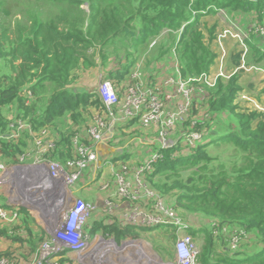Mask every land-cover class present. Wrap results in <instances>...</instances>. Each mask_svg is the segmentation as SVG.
Segmentation results:
<instances>
[{"label":"trees","instance_id":"1","mask_svg":"<svg viewBox=\"0 0 264 264\" xmlns=\"http://www.w3.org/2000/svg\"><path fill=\"white\" fill-rule=\"evenodd\" d=\"M6 1L0 0V7ZM37 1L53 3L59 8L58 13L49 20L35 19L30 28L21 30L16 41L10 37L11 27L5 25L0 28V57L12 65L10 67L5 62L0 71V157L9 165L20 162V156L27 152L33 139L28 130L23 131L19 138L9 137L11 123L19 118L28 120L36 133L48 130L55 143L43 154L48 161L65 165L77 156L74 142L77 134L80 142L95 145L88 130L95 115L106 117V106L97 91L78 89L69 84L73 83L75 70L97 65L95 55L98 52L95 50L98 47L101 48L103 66L109 61L108 66L111 58L118 59L120 63L116 69L108 70L105 76L119 91L121 84L131 82L133 69L152 39L168 29V37L161 41V56L169 54L174 59L176 54L182 78L196 77L210 72L218 57L213 47L217 41L218 25L208 26L202 17L219 8L231 14L254 11L257 15L255 24L262 21L264 13V0ZM83 5L90 7V13ZM4 11L10 14L12 6L8 4ZM58 22L69 24V30L59 28ZM171 32H180V35L172 36ZM251 42L257 61H264L259 36L253 34ZM242 54V50L231 53L232 67H226L228 74L233 73L229 78L221 77L216 86L206 88V100L200 116L204 112L206 115L192 125L191 118L199 111L195 102L193 114L182 123L185 130L205 131L204 141L200 140L195 146L178 141L172 148L160 150L162 157L155 161L146 176L147 181L168 197L185 217L197 214L213 222L205 235L206 249L200 254V264H264V113L257 110L236 112L234 99L242 89L238 84ZM17 55L21 60L18 66L14 65ZM46 83L55 84L47 100L46 95H39L31 102L29 96L22 93L29 86L27 88L32 94L37 95ZM160 87L165 88V85ZM119 95L123 93L119 91ZM40 101L42 103L38 104ZM226 110L233 115L226 120L229 123L221 120L222 112ZM10 112H14L15 119H11ZM215 116L221 125L213 132ZM137 120L139 118H134L131 122ZM207 137L212 138L208 141ZM221 142L226 146L224 151L230 150L231 153L224 152L225 156H222L210 150L209 146L218 149ZM184 146L190 148L186 155L182 154ZM129 158L124 153L113 157L112 161L128 162ZM19 205L20 212L15 220L19 218L20 225L15 226V220L4 227L0 224V234L10 237L14 243L28 244L31 257H36L39 244L49 235L46 228H36L28 219L33 214L31 207ZM0 207L10 212L14 210L6 203H0ZM90 227L88 221L86 228ZM102 227L113 233L116 239L129 237L134 240L139 239L140 230L147 229L118 224ZM151 228L155 230V227ZM224 230L256 238L255 248L249 250L250 244H241L245 247L242 250L217 252L215 239L226 238L221 234ZM195 232L191 231V234ZM13 254L8 249L0 252V257H8L13 262ZM57 261L59 264H71L70 255L60 256Z\"/></svg>","mask_w":264,"mask_h":264},{"label":"built area","instance_id":"2","mask_svg":"<svg viewBox=\"0 0 264 264\" xmlns=\"http://www.w3.org/2000/svg\"><path fill=\"white\" fill-rule=\"evenodd\" d=\"M221 11L224 12V10ZM230 22L233 23L232 20ZM250 27H253V30L263 39L264 46V13L262 21ZM237 28L239 29V27ZM155 43L156 41L152 42L151 46ZM247 51L248 48H245L242 54L243 62ZM139 67L140 64L136 66V70L131 74V82L122 96L119 95L112 81L107 78L100 80L96 91L101 96L107 113L105 118L102 115L95 117L96 126H91L89 136L95 141L94 144L107 142L114 135V128L118 122L138 117L143 127L152 125L160 127L158 138L160 149L156 148V152L151 159L145 165L134 170L133 179L136 185L134 190L129 181L130 171H132L129 167V161H117L116 166H114L112 160L105 161V164H110L113 170H117L115 181L119 191L105 198L104 211L101 213L96 212V218L117 215L119 225L122 227L133 225L150 230L151 227L160 226L166 227L165 229L168 230L172 229L171 231L176 233L177 238L172 248L176 264H198L199 249L193 236L189 232L180 235L187 229L190 231L191 224L186 222L179 214L178 209L168 197L155 192L156 190L152 191L146 184L145 179L147 172L153 169L155 161L162 157L160 150L172 148L178 141L195 146L197 142L203 140L205 136V131L203 130H187L183 132L179 140L172 139L170 133L179 124L190 118L191 114H193L192 110L195 102L198 104L199 111L197 114H201L204 107L203 102L206 100V91L199 84L213 86L218 77L229 78L233 73L228 74L226 72L225 74L221 70L215 79L207 72L197 77L182 78L179 70H177L178 76L169 77L164 82L165 88H147L142 85L143 81ZM240 67H243V63ZM171 87L173 88L172 93L169 92ZM26 92L28 95H32L31 90L26 89ZM198 115L193 114L191 118L193 126L200 121ZM107 117L108 121L106 120ZM11 129L9 137L14 139L19 138L25 130L34 135L36 160L35 164L27 162V159L33 155L31 151H27L20 156L18 164L0 163V195L4 196L5 191L8 190L9 193L12 192L14 194L16 200L12 197L11 200L7 201L8 205L14 208L12 212L0 207V218L6 221L15 220L18 212H20L19 204L30 206L33 211L37 210L41 220L47 217L45 228H47L49 238L42 244L40 257L35 264H59L55 260L60 256L67 257L71 252L83 253L82 255L88 254L94 248L89 249V246L95 240L99 241L97 243L110 241L115 244L118 242L116 237L115 239L107 240L102 235H91L86 225L89 217L93 214L92 212L97 211V206L92 202H85L72 192V188L83 178L84 174V178L89 175L87 174L88 170L92 173L94 168L93 175L89 177L96 180V169L101 165L96 145L88 146L80 142V137L77 134L74 142L78 155L69 159L65 165H62L57 162L47 161L42 157L47 150L55 145L54 140L49 137L47 129H42L39 133H35L31 123L26 122L22 118L13 121ZM37 182H42L43 184L37 187L35 186ZM110 184L111 182L104 180L103 189H108ZM117 194L124 202H120V204L114 203L112 195ZM71 195L76 198H72ZM41 196L44 200H46L44 196L49 198L46 201L47 204L40 200L42 199ZM139 227H136V229L140 230ZM241 234L234 232L231 237L232 249H236L239 245L243 237ZM133 241L135 240L130 238L125 240L120 248H127L125 246L127 242H131L130 246L137 247L138 240L134 243ZM64 252L67 254L65 255ZM0 264H13V262L8 257L3 256L0 257Z\"/></svg>","mask_w":264,"mask_h":264},{"label":"rangeland","instance_id":"3","mask_svg":"<svg viewBox=\"0 0 264 264\" xmlns=\"http://www.w3.org/2000/svg\"><path fill=\"white\" fill-rule=\"evenodd\" d=\"M8 4H10L12 6V12L10 14L5 13V11H4V7L7 6ZM83 7L87 11V13L88 12L90 13V7L88 5H83ZM221 10H224V9L219 8V9H217L216 12H213L208 16L205 15L204 17H202L203 20H206L208 26L213 25L214 23H216L218 25L217 41H215V43H213V47L217 51L218 57H217V61H216L215 65L212 67L210 72H207V73L211 74L213 79L216 78V76L218 75V73L221 70H223L226 74V67L228 69H231V67H232L231 62H230L231 53L236 52V51H241V50L244 53L245 48H248V51L244 56V62L242 60L243 67H240L239 69H241V70L238 71L239 76H240L239 80H238V84L240 86H242V89L239 91L237 97H235V99H234V106L236 107V112H238V113H242V112L248 113L250 111H256V110L264 113V61H262V62L257 61V59H256L257 55H255V52L252 49V42H251L252 35L253 34L258 35L257 32H255V30H253V27L249 26L248 27L249 29L247 28V25L253 24L255 22L257 15L255 14L254 11H251V12H243L242 11V12H239L237 14H234V13L231 14L226 10H224V12H222ZM58 11H59V8L51 2H43V1H37V0H7L5 5L0 7V28L2 26H5V25L11 27V32L9 33L10 37L14 41H16V40H19V38H20L21 30H25V29L30 28L35 19H37V20H49L52 17H54L58 13ZM74 13L75 12L72 11V14H74ZM229 20H232L233 23H231ZM246 23H248V24L246 25ZM58 27L62 28V29L67 28L68 30L70 28L69 24L61 23V22H58ZM237 27H239V29ZM205 31H207V30L205 29ZM169 33L170 32L168 29H164L163 32L159 36L154 37L150 44H152V42H154V41H156V43L153 46L150 45L147 49H145V53L143 52L141 54L140 60L136 64V66L138 64H140L139 68L141 71V78L143 81V84H142L143 87H147V88H153L154 86L160 87V86L164 85V82L169 77H172V76L177 77L178 76L177 75V66L179 65V60H178L177 55L174 53L175 54L174 59H172V57H170L169 54L164 55V57L161 56V54H162L161 41L163 39H166L168 37ZM171 34H172V36L180 35V32H171ZM236 35H239V36H236ZM259 38L262 41L261 48H262V50H264L263 39L260 36H259ZM248 41H250V44ZM110 48L111 47L109 45L108 49H110ZM100 49L101 48L98 47L95 50L96 52H98V54L95 55L97 65L95 67L75 70V72L73 73V75H74L73 83L69 84V85H71L72 87L78 88V89H89L92 91H96V88H98L100 80L102 78L103 79L105 78L108 70L116 69L117 67L120 66V63H119L118 59H116V58L115 59L111 58L110 64L107 66V64L109 62L108 61L106 66H103L101 64L102 60L100 57V55H101ZM91 52H93V50H91ZM5 62L7 64H10V67H12L11 63L7 59L0 57V71L3 69ZM123 62H124V60H123ZM14 65H16V66L21 65V60L19 59V55H17V58L14 61ZM175 67H176V70H175ZM135 70H136V67L133 69V72ZM221 77L224 78L223 76H221ZM221 77H218L216 79V82L213 86H210L208 84H199V85L204 89V91H206L207 87L216 86L218 79ZM260 80H261V82H260ZM27 87H29V86H26L25 90L22 93L25 96H29V100L32 102V101H35L39 95H46L45 99L47 100L49 92L52 91L53 89H55V84L46 83V86L37 95H33V94L28 95L26 92V89H28ZM161 90H163V89L161 88ZM119 91H121V93L124 92V91H122V89ZM119 91H118V93H119ZM169 92H171V93L173 92L172 87L170 88ZM40 103H42V102L41 101L38 102V104H40ZM168 109H170V108H168ZM14 112L9 113V116L11 117L12 120L15 119L13 117ZM222 113H223V115H222L221 120L229 123L226 120H229L230 117L233 116L231 114V112L226 110ZM205 115H206V112H204V114L201 116L199 114L198 117L201 120ZM25 121L29 123L28 120H25ZM95 122H96L95 118H93L91 125L96 126ZM138 122H136V124L132 126L134 128L133 130H130L128 128H125V129L120 128L119 127L120 125L123 126L125 124L119 125V122H118L114 128V135L107 142H105V144H107V145L112 144L113 148H115L116 153L113 155L114 157L120 156L124 153H127L128 156L130 157L127 161H129V167L132 169V171H130L131 174H130L129 181H130V184H131L133 190L136 188L135 180L133 179L134 170L138 167H141L142 165H145L151 159V157L156 152V147H157V149H160V141L158 140L159 134H160V127L156 126V125H152L150 127H143L142 125H140V122L139 123ZM219 125H221V124L217 123V116H215L214 123L212 126L213 132L217 128L219 129V127H220ZM185 129L186 128L183 126V124L182 125L179 124V126H177L176 128H174V130L171 131L170 137L172 139H175V140L178 139L179 140L182 137L183 132L187 131ZM88 134H89V130H88ZM215 135H217V134H214L213 136H215ZM30 136L33 137V139L31 140V141H33V143L29 140L30 145H29V148L27 151H31L33 153V155L31 157H29L30 160L27 159V162L35 164L36 146H35V142H34V135L30 134ZM212 137H210V138H212ZM210 138L207 137L206 140L208 139V141H209ZM203 141H204V139H203ZM209 148L213 153H220L222 156H225L224 152L231 153L230 150L224 151V149H226V146L222 142L220 143V146L218 147V149L213 147V146H209ZM189 149L190 148L188 146H184L182 154L186 155L189 152ZM106 154H109V152H105L104 155H101V154L99 155V156H101L100 157L101 167H97V169H96V171H97L96 172V181H92L91 186H89L87 188V190H89V191L95 190L96 193H100V191H102V194H105V195L116 194L119 191L117 184H116V181H115V173L117 172V170H113V167L110 164H105L106 160H112V158H108L106 156ZM222 159H225V157H222ZM0 163H6V162H4V159H2V157H0ZM113 164H114V166H116V162H113ZM93 173H94V168H93L92 173L89 172V170L87 172V174H89V175H91V174L93 175ZM84 176H85V174H84ZM84 176L77 183L86 180V177L84 178ZM104 179H108L111 181V184L109 185L108 189H103V187H102L104 185ZM145 182L152 191L156 190L147 181V179H145ZM41 184H43V183L37 182L35 184V186L38 187ZM84 189H86V188H84ZM155 192L161 194L157 190ZM10 193L8 190H6L4 196L1 195L2 198H0V203L8 204L7 201L11 200L12 197L15 200L14 194L12 192H10ZM78 195H79L78 193L75 194V196H78ZM75 196L71 195L72 198H76ZM44 197L46 198V200H44V199H40V200H43L46 203V201L49 200V198L47 196H44ZM84 201L90 202V201H86V200H84ZM174 201H175V199H174ZM114 203L115 204L119 203V199L118 198L115 199ZM171 203L174 204L172 201H171ZM22 207H24V205ZM113 207L115 208V206H113ZM31 210H32V208H31ZM178 210L180 212L179 214L185 219V221L189 222L191 224V231H196L192 235H193V239H194V241L197 244L198 249H199V254L197 257V263L200 264V262H199L200 254L205 252V249H206L205 248V235H207L208 234L207 232H209V226L210 225H211V227L213 226V224H212L213 222L211 220H206L197 214H192V215H188L187 217H185L184 214L182 213V211L180 209H178ZM103 211H104V208L99 209L97 207V211L92 212L93 214L89 217L88 221L91 219V217H94L93 215L96 212L101 213ZM33 214H34L35 218L32 216V219L36 220V221L32 220L33 224H35L36 228L44 229L45 220H47V217H44V220L43 219L41 220V218L39 217V215L37 213V210L33 211ZM10 222L11 221H9V220H7V221L6 220L2 221V219L0 220V224L3 227L6 226L7 224H10ZM15 222H16L15 226H18L21 223V222H19V218L17 220H15ZM114 224L119 225L120 223H114ZM162 228L163 227L158 226V227H155V230L160 231V230H162ZM169 229H171V228L169 227ZM200 229H203L204 231H201ZM147 230H149V229L140 230V232L145 233V232H147ZM171 230L163 231V233H161V237H159V238H156L158 235H151L149 237H144L143 239H146L150 242L147 245V249L151 250L152 248L153 249L158 248L159 251H163V252H168V251L172 250L177 238L175 236V232H173ZM46 231H47V228H46ZM107 232L108 231H106L104 229L101 232V235L107 240L115 239V237L113 235L107 234ZM153 232H155V231H153ZM185 232H190V231L187 229V230H185ZM215 232L220 233V231L219 230L217 231L216 229H215ZM19 233L22 236L24 235L23 232L19 231ZM47 234H48V231H47ZM221 234H224L226 236V238L225 237L224 238L223 237H220V238L217 237L215 239V243H214L215 250H217V252H224L225 250L231 251V249H232L231 237L234 235V232L231 230L226 232L224 230V232L222 231ZM91 235L93 236L92 233H91ZM241 235L243 236V234H241ZM24 238H26V237H24ZM130 239L134 240V238H130ZM136 240H138V239H136ZM255 241H256V238H252V236H250V235H244L242 237L239 245L236 247V249H232V250L233 251L242 250L245 248L243 246L245 244H250L249 250H252L255 248V246H254ZM44 242H45V240H43L39 244L37 256L31 257L30 248H29L28 244H26V243L25 244L14 243L13 241H11L10 237L7 238V237L2 236L0 234V252H6L8 249L10 251H13L14 252L13 257H12L13 258V264H35L37 259H39V257H40L41 246ZM95 244L96 245L94 246L92 251H90L88 254H85L87 256L90 254L89 259H92V260L95 258H98V257H103L105 254L111 255L110 252L117 251L114 248H108L106 246V245L110 246L109 242L106 244L103 242H100V243L95 242ZM115 244L117 245V248H119L122 245L120 240H118V242H116ZM115 244H113V245H115ZM130 244H131V242L126 243L125 246H127L128 249L124 250L126 254H124L123 256H127L126 258H134V256H138V257H140V260H141V263L139 262V264H142V262L149 257V255H148L149 252H147L148 253L147 254L145 252L146 249H143V248H141V246H138V245H137V247H131L130 248L129 247ZM241 244H243V245L241 246ZM95 248H97V249L95 250ZM81 254H83V253H81ZM113 254H115V253H113ZM81 258L82 257L79 254H76V252L70 253L71 264H79L78 260L80 259V261H81Z\"/></svg>","mask_w":264,"mask_h":264},{"label":"crops","instance_id":"4","mask_svg":"<svg viewBox=\"0 0 264 264\" xmlns=\"http://www.w3.org/2000/svg\"><path fill=\"white\" fill-rule=\"evenodd\" d=\"M260 48H261V46H260ZM175 70H176V67H175ZM260 82H261V80H260ZM128 85L129 84H121L120 87H121L122 91H125V89H126V87ZM132 120L133 119H130L128 121H120L119 125L120 124H125V125H123V126L120 125L119 127L122 128V129L128 128L130 130H133L134 128L132 126L135 125L136 122H138V120L135 121V122H131ZM130 122H131V124H130ZM95 145H96V148L98 150L99 155L100 154L104 155L105 152H109V154H106V156L108 158H113L114 157L113 155L116 153V151H115V148H113L112 144L107 145V144H105V142L104 143L103 142H98ZM28 160H30V158ZM99 163L101 164L100 158H99ZM89 176H92V174L91 175H86V180L77 183L72 188V192L75 193V194L78 193L79 197L83 196L84 198L83 197L82 198L84 200L90 201V202L92 201V203L97 205V207L99 209H102L104 207V200H105V198L108 195L102 194V191H100V193H96L95 190H92V191L87 190V188L89 186H91V182L92 181H96V180L92 179V177H89ZM104 180H108V179H104ZM108 181L111 182L110 180H108ZM1 186H2V183H1ZM84 188H86V189H84ZM112 198H113L114 201L117 198L119 199V203H117V204H120V202H124L123 199L118 194L117 195H112ZM118 207H120V206H118ZM32 216L34 217V214H32V215L30 214L28 219L31 220V221L32 220L36 221L35 219H32ZM93 216L94 217H91V219L89 220L91 227L88 228V230H90V232L92 234H93V232H92V230H93L95 232L93 234L94 236L95 235H99V236L101 235V232L103 231L102 225L104 227H107V226L113 225L114 223H119L117 215H114V216L109 215V216H103L101 218H96V213H95ZM45 226H46V224L44 225V228H45ZM165 230L168 231V229H165V228H162V230H160V231H156V230L151 228L150 230H147V232L141 233V235L139 237L137 236L139 238L138 239V241H139L138 246H141V248L146 249V251H145L146 253L149 252V254L147 253L149 255V257L147 259H145L142 262V264H176L175 255H174L173 249L168 251V252L159 251L158 248L157 249H153L152 248L151 250H149V249H147V245L150 242L148 240H146V239H143L144 237H149L151 235H158L156 238H159V237H161V233H163V231H165ZM153 231H155V232H153ZM107 233L108 234H112V233H109V232H107ZM112 235L115 237L114 234H112ZM127 239H129V238L121 237L118 240H120L121 243L123 244V242L125 240H127ZM135 241H136V239H135ZM135 241H133V243ZM95 242H98V241L97 240L93 241L92 247H94L96 245ZM108 242H109V245H110V246L106 245L108 248H114V249L117 250L115 252H110L109 251L112 256L105 254L103 257H98V258H95V259L92 260V259H89L90 254L87 256V255H82V254L79 253V255L82 258H81V261H80V259L78 260V263L79 264H139V262L141 263L140 257H138V256H134V258H126L127 256H123L124 254H126L124 250H126L128 248L122 249V248H120L121 247L120 246L119 247L120 249H119V248H117L116 244L113 245V242H110V241H106L105 244L108 243ZM129 247L131 248V247H136V246H129ZM113 253H115V254H113ZM76 254H78V253H76ZM36 256H37V254H36Z\"/></svg>","mask_w":264,"mask_h":264},{"label":"bare ground","instance_id":"5","mask_svg":"<svg viewBox=\"0 0 264 264\" xmlns=\"http://www.w3.org/2000/svg\"><path fill=\"white\" fill-rule=\"evenodd\" d=\"M177 70H179L178 67H177ZM179 72H180V70H179ZM180 75H181V74H180ZM181 77H182V76H181ZM98 115H99V114L95 115V117L98 116ZM95 117H94V118H95ZM103 117H104V116H103ZM104 118H105V117H104ZM135 118H138V117H135ZM133 119H134V118H133ZM140 124H141V123H140ZM90 128H91V127H90ZM42 157H43V156H42ZM99 157H100V156H99ZM44 159H45V158H44ZM47 161H48V160H47ZM100 167H101V165H100ZM49 174H50V173H49ZM48 181H50V180H48ZM41 198L43 199L42 196H41ZM82 199H83V198H82ZM83 200H84V199H83ZM190 231H191V230H190ZM185 233H187V232H182L181 235H183V234H185ZM189 233L191 234V232H189ZM191 235H192V234H191ZM93 236H94V235H93ZM175 236H176V233H175ZM92 243H93V242H92ZM92 243L90 244V246H89L90 248H89V249H91V247H92ZM64 253H66V252H64ZM78 254H79V253H78ZM55 262L58 263L57 260H55Z\"/></svg>","mask_w":264,"mask_h":264}]
</instances>
